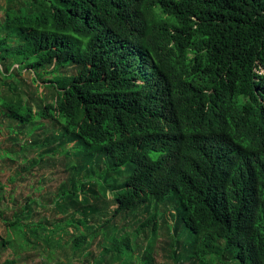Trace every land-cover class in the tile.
<instances>
[{
  "label": "trees",
  "instance_id": "16d2710c",
  "mask_svg": "<svg viewBox=\"0 0 264 264\" xmlns=\"http://www.w3.org/2000/svg\"><path fill=\"white\" fill-rule=\"evenodd\" d=\"M4 1L1 86L15 66L56 95L34 111L8 86L0 114L32 131L62 123L59 150L78 162L53 211L77 213L64 222L74 248L102 237L84 264L136 249L151 264L140 234L170 210L199 264H264V0ZM25 215L2 245L27 244ZM119 216L134 220L118 228Z\"/></svg>",
  "mask_w": 264,
  "mask_h": 264
},
{
  "label": "rangeland",
  "instance_id": "374dc122",
  "mask_svg": "<svg viewBox=\"0 0 264 264\" xmlns=\"http://www.w3.org/2000/svg\"><path fill=\"white\" fill-rule=\"evenodd\" d=\"M5 5V1L0 0V17L4 16ZM3 67L4 65L0 64V79L1 71L5 73ZM15 68L14 66L11 69L14 77L9 80V85L0 84L1 96L11 99L9 86L11 91L18 93L17 99L14 100L32 105L34 111L38 110L41 103L39 97L45 100L55 99L56 92L49 87V82L37 76L33 70H23L19 73ZM46 69L52 70L46 66L35 71ZM64 71L66 74L74 73L73 68ZM51 77V74H48L46 79ZM34 123L36 126L39 123L41 125L32 131V124L21 125L5 114H0V264L6 260H14L15 264H84V254L90 258L99 255L102 237L89 239L82 248H74L70 239L78 233L75 228L66 227L64 222L76 212L68 203L61 205L58 214L53 211L59 190L66 187L68 180L73 176L69 166L77 164L78 158L72 154L68 157L64 153L67 152L64 147L59 150L63 130L60 121L41 119ZM51 150L55 153H48ZM89 202L95 204L91 197ZM35 203L39 206H35ZM95 205L102 206V202ZM23 209L26 215L19 217V221L28 228L23 232L25 239H20L27 244L24 243L23 247L16 244L2 245L8 239V225L16 220L14 215L20 214ZM159 209L161 214L163 207L160 206ZM171 213L172 210L166 212L163 219H159L154 233L145 231L143 236L140 234V237L145 239L143 249L152 250L151 264H199L196 257L190 255L192 243L187 242V234L181 230L175 232L170 228V224H173ZM140 214L141 212H138V215ZM133 220L134 218L124 220L119 216L113 220L112 225L123 228L124 225L132 224ZM80 230L88 233L85 228ZM190 239L194 241L192 236ZM137 243L139 248L140 243ZM107 259H99L100 264H140L141 261L138 249L135 254L129 253L125 260L111 262L110 256ZM93 260L90 259V262ZM215 264L229 263L216 260Z\"/></svg>",
  "mask_w": 264,
  "mask_h": 264
},
{
  "label": "clouds",
  "instance_id": "9594fccd",
  "mask_svg": "<svg viewBox=\"0 0 264 264\" xmlns=\"http://www.w3.org/2000/svg\"><path fill=\"white\" fill-rule=\"evenodd\" d=\"M256 71H258V70H256ZM258 73L264 75V70L263 69L259 70Z\"/></svg>",
  "mask_w": 264,
  "mask_h": 264
}]
</instances>
